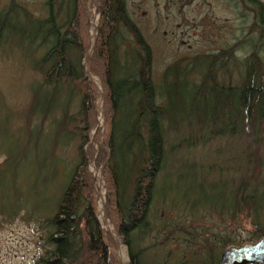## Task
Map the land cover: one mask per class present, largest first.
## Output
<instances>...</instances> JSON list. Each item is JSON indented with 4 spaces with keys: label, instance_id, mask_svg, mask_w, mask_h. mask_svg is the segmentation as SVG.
I'll list each match as a JSON object with an SVG mask.
<instances>
[{
    "label": "trees",
    "instance_id": "trees-1",
    "mask_svg": "<svg viewBox=\"0 0 264 264\" xmlns=\"http://www.w3.org/2000/svg\"><path fill=\"white\" fill-rule=\"evenodd\" d=\"M92 1L45 0L48 14L36 18L8 0L0 14V41L5 34L11 47L14 38H29L30 68L39 75L27 113L15 118L25 117L21 128L36 149L27 130L30 116L38 112L42 125L65 90L67 101L74 99V112L65 102L55 136H70L76 158L67 183L44 215L36 193L45 177L39 180L36 172L33 180L29 175L17 181L16 148L13 154L10 149L2 152L0 183L6 177L12 208L0 201V224L11 222L28 206L39 213L41 252L34 264H116V240L125 248L128 264H218L226 247L264 237V3L232 0L242 26L248 22L245 33L235 37L239 40L215 52L172 61L155 87L151 49L128 15L125 0H99L92 51L85 62L99 95L82 67L89 48L86 4ZM17 11L25 27L21 32L16 30ZM27 27L33 29L31 37ZM243 44L249 48L240 56ZM100 116L102 129L96 128ZM215 139H225V146L232 141L231 152L216 148L191 163L178 156L180 150ZM169 141L174 142L170 148ZM169 155L174 163L168 167ZM220 156L231 163L222 167L215 161ZM90 164L96 171L102 165L103 215L109 231L97 220L98 185ZM183 170L189 183L215 192L211 207L204 209L197 201L170 204L165 180L170 172L181 178ZM180 212L218 217L219 225L232 223V231H220L212 223L198 232L180 222ZM240 228L250 237L242 239Z\"/></svg>",
    "mask_w": 264,
    "mask_h": 264
},
{
    "label": "rangeland",
    "instance_id": "rangeland-1",
    "mask_svg": "<svg viewBox=\"0 0 264 264\" xmlns=\"http://www.w3.org/2000/svg\"><path fill=\"white\" fill-rule=\"evenodd\" d=\"M15 1L25 7L36 18H44L48 14L49 8L45 6V0ZM97 1L93 0L91 3L86 4L89 19V46L91 45V36L95 32L94 28L91 35L90 26L95 19L97 22ZM261 1L264 3V0ZM229 4L232 5V0L231 2L230 0H125L128 15L151 49V79L155 87H159L161 71L172 61L194 54L215 52L239 40L235 37L241 32L245 33L248 22H245V25L242 26L243 20L239 15L240 9L237 10ZM7 7L8 0H0V14ZM53 9H55V6H53ZM19 13L17 11L18 16L15 22L18 25L16 30L21 32L25 27L22 25L23 19ZM11 21H13V18ZM4 32L1 31V33ZM26 35L31 37L33 29L27 27ZM235 39L236 41H234ZM28 40L29 38L26 37L20 40L14 38L12 40L13 45L8 47L9 41L7 42L4 34L0 41V163L5 157L3 155L5 150L10 149L13 154V148H16L18 156L16 165L17 181H25L29 175L33 180L37 177L36 172L39 180L45 177L46 182L38 186L37 189L40 192L36 193V197H38L41 208L45 210L43 214L47 215L58 193L67 183L76 162L73 153V142L68 140L70 136H55V122L59 118L65 102L70 103L68 104L71 107H68L69 112H74L72 108L74 99L67 101V92L61 90L58 104L50 110L42 125H40L38 112L30 116L27 130L29 134L32 133L31 136L36 141V149L32 148V140L28 142L26 131L21 128V124L24 125L25 123V117L18 119L14 116V114L17 116L18 114L27 113L31 90H34V84H39V75L31 71L30 68L33 53L32 44H29ZM248 48L246 46L239 48V55H243ZM91 78L93 77H89L90 80ZM91 82H94L96 84L95 88L99 89L96 80H91ZM99 102L100 100H97L98 106ZM97 124L101 128L99 117ZM18 128L20 131H18ZM224 140L215 139L208 144L191 148L187 152L180 150L178 156H183L184 160L191 163L204 159L207 153L210 154L216 148L225 153H230L231 148H233L232 141L230 145L225 146L226 142ZM22 143H25L27 147L22 146ZM167 145L170 148L169 145H174V142L169 141ZM170 158L171 156L168 159V167L174 163V160ZM11 161L17 162L13 156ZM215 161L222 167L231 163V161H228L226 164V159L222 156ZM88 170L97 181L95 175L97 171L92 164L88 166ZM180 174L182 175L181 178L175 179V176H171L170 172L165 180V196L169 198L170 204L197 201L204 209L211 207L215 192H212L211 188L205 187L204 184L199 189L198 186L200 185L189 183L188 175L184 170ZM2 180L0 183V201H5L6 206L12 208V205L8 204L10 200L9 191L8 193L6 191V177ZM99 191L98 185L96 197L97 220L104 230V226H107V231H109L110 228L106 221L102 223L99 219L97 206ZM15 215L18 217H15L11 222L0 224V264H34V260L41 252V234L37 226L39 213L34 214L28 206ZM171 215H173V212H171ZM179 220L184 226H190V229L198 232L202 231L203 228L209 229L212 223H214V226H218L217 229L220 231H232V223L229 222L227 225V222H225L219 225L220 220L218 217H207L205 214L202 216L200 214L184 215L180 212ZM236 226V224L233 225V228ZM240 235L242 239L250 237L243 230ZM120 247L124 255L117 258ZM115 255L116 264H128L126 250L120 243L117 246Z\"/></svg>",
    "mask_w": 264,
    "mask_h": 264
},
{
    "label": "water",
    "instance_id": "water-1",
    "mask_svg": "<svg viewBox=\"0 0 264 264\" xmlns=\"http://www.w3.org/2000/svg\"><path fill=\"white\" fill-rule=\"evenodd\" d=\"M99 1V0H98ZM98 1H97V7H98ZM92 51V44L89 46L85 57L84 62L82 64V67L84 68V76L87 77L88 81L96 87V84L94 82H91L89 80V77H91L87 71V69L84 67L85 62L89 56V54ZM98 90V93L100 95V90ZM101 99V98H100ZM99 112L101 113V101L99 102ZM103 125V118H101V127ZM98 127V125L96 126ZM101 168L102 165L98 168V177L101 180ZM101 213L102 218H104L103 215V202L101 205ZM105 230H108L107 226H104ZM116 244L118 246V241L116 240ZM116 256V255H115ZM218 264H264V237H260L258 240H256L253 243H245L240 246H228L226 247L219 255Z\"/></svg>",
    "mask_w": 264,
    "mask_h": 264
},
{
    "label": "bare ground",
    "instance_id": "bare-ground-1",
    "mask_svg": "<svg viewBox=\"0 0 264 264\" xmlns=\"http://www.w3.org/2000/svg\"><path fill=\"white\" fill-rule=\"evenodd\" d=\"M96 19L94 20V21H92V23H91V26H90V32H91V35H92V31L94 30V28L96 27ZM91 44H93V39L91 40ZM84 67H85V65H84ZM90 80V79H89ZM91 80H95L94 78H91ZM90 80V81H91ZM95 175H96V177H97V181H98V185H99V194H98V201H97V206H98V213H99V219H100V221L102 222V223H105V220H104V218H102V213H101V205H102V202H103V194H104V192H103V188H102V182H101V180L99 179V177H98V173L96 172L95 173ZM124 254H123V250L121 249V247L119 248V250H118V253H117V258H120L121 256H123Z\"/></svg>",
    "mask_w": 264,
    "mask_h": 264
}]
</instances>
